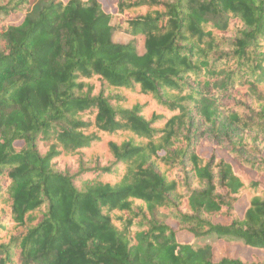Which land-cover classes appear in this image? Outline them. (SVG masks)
Listing matches in <instances>:
<instances>
[{"label": "trees", "instance_id": "obj_1", "mask_svg": "<svg viewBox=\"0 0 264 264\" xmlns=\"http://www.w3.org/2000/svg\"><path fill=\"white\" fill-rule=\"evenodd\" d=\"M263 175L264 0H0V264H264Z\"/></svg>", "mask_w": 264, "mask_h": 264}, {"label": "rangeland", "instance_id": "obj_2", "mask_svg": "<svg viewBox=\"0 0 264 264\" xmlns=\"http://www.w3.org/2000/svg\"><path fill=\"white\" fill-rule=\"evenodd\" d=\"M14 21L18 19L12 18ZM199 122L196 120L193 122V127L198 128ZM198 131L202 134L204 142L203 145L199 147V152L203 156H210L214 154L216 157H222L231 160L229 156L223 151L226 143V136L228 133L234 132L235 128L226 120L225 117L220 118L218 122V128L215 133H213L211 126H204L203 128H199ZM262 181L264 182V175L262 176ZM234 209L239 216L242 215V211L244 209V203L242 201H238L234 205ZM222 223H226L227 219H220ZM186 238V237H185ZM213 254L214 260H219L223 256H241L246 259L250 258L251 251L246 250L237 245H224L222 241H218L213 245ZM260 255V254H259Z\"/></svg>", "mask_w": 264, "mask_h": 264}]
</instances>
